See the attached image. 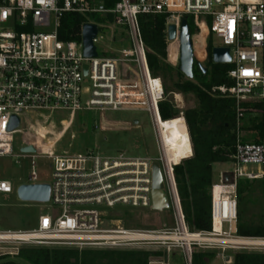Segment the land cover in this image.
<instances>
[{"label": "built area", "instance_id": "built-area-1", "mask_svg": "<svg viewBox=\"0 0 264 264\" xmlns=\"http://www.w3.org/2000/svg\"><path fill=\"white\" fill-rule=\"evenodd\" d=\"M66 14L99 17L105 24L124 28L132 50L110 57L85 58L81 41L59 38L62 17ZM141 15L164 16L168 29L175 26L178 41L181 23L190 16L219 40L220 48L230 49V86H219L212 93L236 103V129L249 110L243 104L264 105V0H0V159L31 158L30 183L38 156L51 161V209L61 214L43 215L31 231H0V257L17 259L22 248L155 249L167 259L153 258L149 264H170L171 252L180 251L184 264H193L196 250L225 251L241 248L264 252V238L236 236L237 186L239 181H254L262 174H247L244 165L264 167V139L243 143L237 139L230 160L236 169L222 175L211 189L210 232L192 231L185 220L175 178V168L193 157V145L184 113L164 121L159 105L165 100L163 82L149 69L147 49L139 22ZM112 18V22L109 21ZM208 18L211 25L201 23ZM202 27V28H201ZM99 34V33H98ZM207 35V36H208ZM98 37V36H97ZM97 38L94 40V45ZM97 52V49H96ZM87 66V75L84 68ZM145 111L152 120L159 157L135 158L125 153L100 157L93 152L72 157L53 153V146H36L37 153L13 155L14 135L9 131L12 117L25 114L67 112L66 132L77 112ZM182 121L191 156L178 162L170 154L173 146L166 138L165 125ZM67 124V125H66ZM19 127V128H20ZM24 146V147H26ZM41 155H38V154ZM160 165L164 192L173 211L174 226L156 231L128 230L117 223L106 228V219L117 208L152 209V166ZM14 188L0 177V194ZM226 228V229H225ZM235 229V235L233 230ZM222 239H237L224 243ZM155 252L154 251V255ZM19 264H27L19 262Z\"/></svg>", "mask_w": 264, "mask_h": 264}, {"label": "rangeland", "instance_id": "rangeland-1", "mask_svg": "<svg viewBox=\"0 0 264 264\" xmlns=\"http://www.w3.org/2000/svg\"><path fill=\"white\" fill-rule=\"evenodd\" d=\"M99 26L100 31L95 47L99 57H112L122 50H132V45L124 28L105 24L102 20L93 19ZM202 24L210 27L211 22L208 18L202 17ZM192 35L194 55L205 68L208 61L207 42L209 35L203 27H200ZM208 35V36H207ZM214 48L221 47L219 40L213 37ZM171 45L175 46V56L171 58L168 50ZM166 63L172 67L171 74L167 79L158 76L164 86H168V93L165 100L172 102L175 109L180 113L194 110L197 107V100L193 94L182 95L175 91L174 84L178 81L179 74V45L178 41L167 43ZM196 66V65H195ZM183 80H188L183 76ZM260 115V113H253ZM70 114L67 112H45L39 115L25 114L21 116V127L14 135L13 155L21 157V149L28 144H36L39 141L48 139L54 143L53 153L60 157H72L84 153L93 152L100 157H114L120 153H125L135 158L159 157V151L155 138V132L150 115L145 111H118V112H98L80 111L77 112L72 125L66 132L63 123L69 121ZM135 121L138 124H135ZM67 125V124H66ZM246 125V123H245ZM238 139L243 143H254L260 140L256 132H247L240 129ZM38 155H41L40 153ZM35 160L34 172L37 175V184H51L53 170L51 161L38 156ZM31 158L20 159L19 163L11 157L0 159V177L9 181L14 191L11 194H0V231H31L38 227L39 218L43 215L61 214V209H51V203H32L21 201L16 193L17 187L29 184L30 176L33 172ZM236 169L232 160L220 162L213 165V181L218 183L222 175H229ZM242 171L247 174H262L259 180L242 182L243 187H248L242 196L238 210L242 212L244 222L258 224L264 215V167L258 165H244ZM246 181V180H244ZM128 230L156 231L163 227H173V211L171 208L163 211H153L152 209L117 208L106 219V228L117 225ZM226 229V228H225ZM235 235V229L233 230ZM49 249H69L74 248H49ZM79 250V249H78ZM82 251V250H80ZM85 251V250H84ZM86 251L100 252L103 254L114 251H148L152 255L149 261L156 257L160 261L167 259L163 252L155 249H109V248H88ZM202 253H211L208 264H233L236 253L263 254L253 250H244L239 247L221 250L207 251L196 250ZM105 263L106 259H98ZM170 264H184L180 251H173L169 257ZM1 262L11 261L15 263L25 262L18 259L0 257Z\"/></svg>", "mask_w": 264, "mask_h": 264}, {"label": "trees", "instance_id": "trees-1", "mask_svg": "<svg viewBox=\"0 0 264 264\" xmlns=\"http://www.w3.org/2000/svg\"><path fill=\"white\" fill-rule=\"evenodd\" d=\"M99 17L86 18L80 15L66 14L62 17L59 38L63 41H81V28L85 23L94 22ZM189 31L192 35L198 30L193 17H186ZM112 18L109 17V21ZM139 22L144 43L147 49L149 69L154 77L167 79L172 67L166 63V26L164 16L141 15ZM96 23V22H94ZM214 48L213 37L207 42V53L211 57ZM169 53V50H168ZM206 74L194 66L192 80H183L178 74V81L174 84L176 92L182 95L193 94L197 100V107L188 110L185 115L191 142L193 157L175 168V178L181 199L182 209L188 227L192 231L210 232L211 221V189L213 181V165L230 160L237 143L236 103L233 99L212 93V89L219 86H230L227 74L231 65H218L207 61ZM164 86V84H163ZM165 84V95L168 93ZM246 109L262 111L256 115L248 112L242 119L241 130L256 132L260 140L264 139V105L243 104ZM160 114L164 121L173 119L178 111L172 102L164 100L159 105ZM246 123V125H245ZM239 181L237 186V202L241 203L242 196L248 187H243ZM240 205V204H239ZM236 236L241 238H264V215L256 225L244 222L242 212H237ZM85 250V251H84ZM69 249H49L44 247H26L19 252L18 260L27 264H149L153 253L148 251H114L103 254ZM211 253L194 251L193 264H208ZM98 259H106L101 263ZM103 261V260H101ZM0 264H19L11 261ZM233 264H264L263 254L236 253Z\"/></svg>", "mask_w": 264, "mask_h": 264}, {"label": "water", "instance_id": "water-1", "mask_svg": "<svg viewBox=\"0 0 264 264\" xmlns=\"http://www.w3.org/2000/svg\"><path fill=\"white\" fill-rule=\"evenodd\" d=\"M99 29L96 25L86 24L82 30L83 54L85 58H96L97 52L94 45V40L97 38ZM177 38V29L175 26H170L168 29V41L174 42ZM208 61H212L218 65H228L231 62L230 49L215 47L212 49L211 57ZM206 74V69L203 68L201 62L194 55V46L189 31L187 19H183L179 33V70L180 73L188 80L194 77V66ZM87 66L84 71L87 75ZM135 124H138L135 121ZM20 127V119L12 117L9 131H15ZM36 146H26L21 149L22 154L37 153ZM51 188L48 184H24L16 189V193L21 201L45 204L50 201ZM169 202L164 192V182L161 174L160 165L155 162L152 166V210L163 211L169 209Z\"/></svg>", "mask_w": 264, "mask_h": 264}, {"label": "bare ground", "instance_id": "bare-ground-1", "mask_svg": "<svg viewBox=\"0 0 264 264\" xmlns=\"http://www.w3.org/2000/svg\"><path fill=\"white\" fill-rule=\"evenodd\" d=\"M172 47H169V56L171 58H174L175 56V46L171 45ZM182 121H174L172 123L166 124L165 128H166V138L169 141V144L171 146H173V148L171 149L170 154L172 155V157L174 158V161L178 162L181 159L187 158L189 156H191L192 151L189 149L188 146V139L186 138L185 135V127L181 124ZM39 143H41L45 148H48L50 146L53 145L52 141H49L48 139H43L41 141H39ZM240 240L237 239H227L224 240L222 239V242L224 243H236L239 244Z\"/></svg>", "mask_w": 264, "mask_h": 264}]
</instances>
